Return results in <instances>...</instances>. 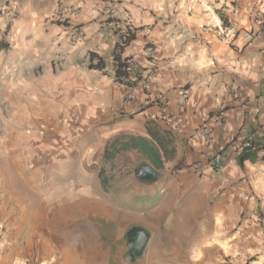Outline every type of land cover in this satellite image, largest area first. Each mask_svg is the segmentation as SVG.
Wrapping results in <instances>:
<instances>
[{
    "label": "crops",
    "instance_id": "1",
    "mask_svg": "<svg viewBox=\"0 0 264 264\" xmlns=\"http://www.w3.org/2000/svg\"><path fill=\"white\" fill-rule=\"evenodd\" d=\"M129 29L123 57L147 85L126 104L113 50ZM2 38L0 153L26 151L65 202L76 185L92 218L79 264H264V0H0ZM200 126L211 138L189 142ZM120 135L146 138L162 166L136 147L106 152ZM145 165L155 178L138 176ZM133 226L149 239L130 263Z\"/></svg>",
    "mask_w": 264,
    "mask_h": 264
},
{
    "label": "rangeland",
    "instance_id": "2",
    "mask_svg": "<svg viewBox=\"0 0 264 264\" xmlns=\"http://www.w3.org/2000/svg\"><path fill=\"white\" fill-rule=\"evenodd\" d=\"M28 161L20 149L0 153V259L5 264H79L78 238L90 236L92 218L78 212V188L68 181L72 188L63 201L58 188L46 189V181L33 179ZM105 246L98 245L100 251L112 248Z\"/></svg>",
    "mask_w": 264,
    "mask_h": 264
},
{
    "label": "trees",
    "instance_id": "3",
    "mask_svg": "<svg viewBox=\"0 0 264 264\" xmlns=\"http://www.w3.org/2000/svg\"><path fill=\"white\" fill-rule=\"evenodd\" d=\"M223 23L227 25V19L222 16ZM66 23V22H65ZM68 25V24H66ZM7 34V29L5 30ZM134 37V32L129 29L121 35L120 41L117 42L114 50H113V59H114V77L115 81L123 84V85H131L134 86L137 81L141 78V73L133 74L131 68L129 67L128 59L130 57H123V51L125 47L130 43V41ZM9 42L5 40V38L0 39V51L6 50L9 48ZM91 58H97V62L95 64L90 63L91 68L95 69H104L105 61L102 57L97 55L96 53H91ZM124 139V140H123ZM118 144V145H117ZM129 146L136 147L140 149L144 154L148 156L150 160L154 162L156 167H160L161 162L157 158L155 160V152L153 147H149L148 140L143 137L132 136V135H120L117 138L110 141L106 146V152H109V149H124ZM247 149V148H246ZM242 158H253L250 154V150H246V152L242 155Z\"/></svg>",
    "mask_w": 264,
    "mask_h": 264
},
{
    "label": "built area",
    "instance_id": "4",
    "mask_svg": "<svg viewBox=\"0 0 264 264\" xmlns=\"http://www.w3.org/2000/svg\"><path fill=\"white\" fill-rule=\"evenodd\" d=\"M63 6H60L58 8V13L61 12ZM158 53V47L154 44H148L145 46L144 48V54L147 57L153 58L156 56V54ZM129 63V67L132 70L133 74L136 73H141V69L140 66L138 65V63L136 62V60H134L133 58H129L128 60ZM137 83L140 85L141 88H144L147 85V81L144 78H140ZM136 86H131V85H125V94H124V102L126 104L131 103V101L134 99V96L136 94ZM189 100V94L187 91H183L179 97V102L181 104H184L185 102H187ZM212 136V132L210 130V128H208L207 126H200L198 128H196L189 137V142H194V140H198V139H205L208 140L210 139ZM252 144L250 141H246L243 144V148H249L251 147ZM215 162H219L220 161V157L217 156L214 158ZM194 167L196 169H200L201 168V164H195Z\"/></svg>",
    "mask_w": 264,
    "mask_h": 264
},
{
    "label": "water",
    "instance_id": "5",
    "mask_svg": "<svg viewBox=\"0 0 264 264\" xmlns=\"http://www.w3.org/2000/svg\"><path fill=\"white\" fill-rule=\"evenodd\" d=\"M156 174V171L150 165H145L140 168L138 176L141 179H153ZM148 239L147 230L140 226L131 227L127 232V249L123 254L124 259L131 263L139 258L147 246Z\"/></svg>",
    "mask_w": 264,
    "mask_h": 264
}]
</instances>
